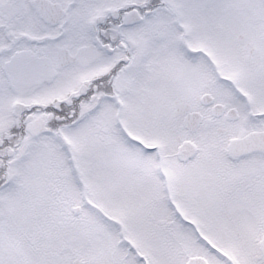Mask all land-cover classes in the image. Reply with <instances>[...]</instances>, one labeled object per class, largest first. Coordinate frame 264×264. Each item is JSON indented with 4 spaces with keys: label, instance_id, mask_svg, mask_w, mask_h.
Returning <instances> with one entry per match:
<instances>
[{
    "label": "snow or ice",
    "instance_id": "snow-or-ice-1",
    "mask_svg": "<svg viewBox=\"0 0 264 264\" xmlns=\"http://www.w3.org/2000/svg\"><path fill=\"white\" fill-rule=\"evenodd\" d=\"M0 264H264V0H0Z\"/></svg>",
    "mask_w": 264,
    "mask_h": 264
}]
</instances>
